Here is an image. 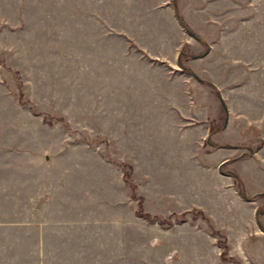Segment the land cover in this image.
<instances>
[{
    "label": "rangeland",
    "instance_id": "rangeland-1",
    "mask_svg": "<svg viewBox=\"0 0 264 264\" xmlns=\"http://www.w3.org/2000/svg\"><path fill=\"white\" fill-rule=\"evenodd\" d=\"M175 3L0 0V264H264V0Z\"/></svg>",
    "mask_w": 264,
    "mask_h": 264
},
{
    "label": "trees",
    "instance_id": "trees-1",
    "mask_svg": "<svg viewBox=\"0 0 264 264\" xmlns=\"http://www.w3.org/2000/svg\"><path fill=\"white\" fill-rule=\"evenodd\" d=\"M172 3H173V5H174V7L176 8V3H175V0H172ZM176 15H177V17L179 18V20L181 21V23L187 28V30H189L190 31V29L185 25V23L183 22V20L180 18V16H179V14H178V12L176 11ZM191 32V31H190ZM192 33V32H191ZM204 53V52H203ZM202 53V54H203ZM181 64V63H180ZM182 65V64H181ZM182 67L183 68H185V66L184 65H182ZM185 69H187L188 71H190L191 72V74H193L196 78H198L190 69H188V68H185ZM198 79H200V78H198ZM201 81H203V79H200ZM207 84H209L211 87H213V88H215V86L213 85V83H211V82H209V81H207L206 82ZM216 94H217V96L220 98V101H221V103H222V106L225 108V104H224V102H223V100L221 99V97H220V94H219V92H218V90L216 89ZM229 174H231L232 175V177H233V179H234V184H235V187H236V190H237V192L239 193V195L242 197V198H244V199H247V200H252L253 199V197H255V196H258V195H260V194H264V193H257V194H255V196L254 195H247L246 194V191H245V186H244V184H243V182H242V180H241V178H240V176H238V174L237 173H235V172H233V171H230V170H228L227 171ZM258 212V211H257ZM216 233H218V232H216ZM217 244L220 246V247H222V250H221V253H220V257H221V259L223 260V261H227V260H229V259H231V257L228 255V253H227V250H228V246H227V243H226V241L225 240H217Z\"/></svg>",
    "mask_w": 264,
    "mask_h": 264
}]
</instances>
